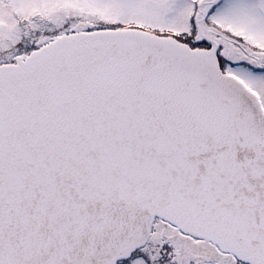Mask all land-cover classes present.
I'll return each instance as SVG.
<instances>
[{
  "label": "snow or ice",
  "instance_id": "snow-or-ice-1",
  "mask_svg": "<svg viewBox=\"0 0 264 264\" xmlns=\"http://www.w3.org/2000/svg\"><path fill=\"white\" fill-rule=\"evenodd\" d=\"M0 264H264V0H0Z\"/></svg>",
  "mask_w": 264,
  "mask_h": 264
}]
</instances>
